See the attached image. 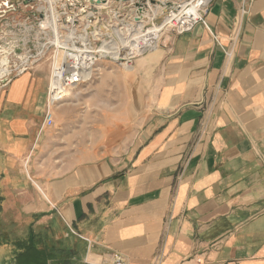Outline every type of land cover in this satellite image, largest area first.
<instances>
[{"label": "crops", "instance_id": "obj_1", "mask_svg": "<svg viewBox=\"0 0 264 264\" xmlns=\"http://www.w3.org/2000/svg\"><path fill=\"white\" fill-rule=\"evenodd\" d=\"M39 1L0 19V177L11 219L42 224L64 264L114 254L125 264H264V0H212L206 26L164 34L134 66L117 124L102 136L115 146L57 164L54 118L43 122L52 66L37 50L55 45L43 25L51 7L59 38L86 19L66 23L67 0L38 10Z\"/></svg>", "mask_w": 264, "mask_h": 264}, {"label": "rangeland", "instance_id": "obj_2", "mask_svg": "<svg viewBox=\"0 0 264 264\" xmlns=\"http://www.w3.org/2000/svg\"><path fill=\"white\" fill-rule=\"evenodd\" d=\"M46 1L48 2V0ZM174 1L178 2L179 0ZM93 2L99 3L98 1ZM115 2L110 3V6H108L109 11H115L117 5ZM45 5L46 4L40 0L36 6H32L39 10L40 6L45 7ZM164 5L165 4L162 3L159 6L158 3L149 2V7L147 5L146 11L143 10V15L137 14L139 18L134 14V11H128L126 23L125 21H120L118 26L112 23L114 26L108 27L104 26L103 22H99L100 20L97 21L102 30H97L99 35H96L95 40L92 41L90 45L92 49L98 48L100 50L101 58H98L92 67H88L84 70L85 72L88 71L93 73L90 74V78L87 80L83 79L84 81L69 90L65 97L50 104V109L54 118V131L51 134L49 152L53 153V159L56 164L60 163L64 158L75 155V153L78 154V158L79 156H81V158H89L96 154L99 157L101 154L98 152L102 151L103 148L115 146V140L108 141L102 138V136L113 130L117 124L116 120L121 111L124 90L127 88V85L132 83L135 79L133 68L142 57L152 50H155L163 35L170 31L167 29L159 31L155 42L151 46L133 55L129 59L122 58L119 61H115L106 53L103 46L107 43L109 47L107 50H112L111 48L115 47L121 51L125 49V47H123L125 43H133L136 37L144 33V30L147 31L154 25H161L165 19L160 23L164 17V13L159 7H164ZM155 6L158 8L155 9ZM96 7L98 12L92 13L96 16L100 14L102 18L106 19V15L102 13L103 11L100 7ZM28 13V15H31L32 12L28 11ZM109 14L111 15L113 13L110 12ZM55 18L54 14V19ZM111 18H113V15ZM121 18L122 17L118 19L120 20ZM37 19L43 20L39 17V14ZM120 27H123L121 30V39L126 38L125 43H121L120 36L115 34ZM77 29L79 28L77 27ZM84 29L85 24L81 26L80 31H74V29L70 30L73 32V36L67 31L65 38H59L57 27L56 31H52L51 35L48 37V41H51L55 45H43L44 40L41 41L43 46L37 50V52L40 53L39 56H41L39 62L41 66H47L48 68L52 66L51 81H54L55 84H58L59 75L53 76L54 72L58 74L57 70L61 65L64 66L63 64L66 62L67 58L64 54H71L65 49L72 47L74 36L78 34V38H80V35L84 33ZM35 30V38H41L43 34L37 32L41 30L37 26H35ZM89 33L84 36L87 40ZM106 33H108L107 36L110 37L109 39L103 37V35L100 36ZM93 34L95 35V32H93ZM54 39H56V41ZM80 39L84 41L82 35ZM57 46L62 48H57ZM115 48L113 50H115ZM67 60L69 61L68 58ZM124 64L131 66V70L123 69ZM59 87L58 85V88ZM1 182L2 179L0 177V263L64 264V262H62L63 260H58L60 259L59 256H62V253H64L62 250L58 249L60 241L56 236L54 237V235L48 236L42 233V224H37L35 227L29 228V224L26 223L27 220L25 218H20L18 220L11 219L10 215H12V211H9V207H7L8 204L5 206V199L3 197L5 190L1 187ZM51 246L54 248L52 249Z\"/></svg>", "mask_w": 264, "mask_h": 264}, {"label": "built area", "instance_id": "obj_3", "mask_svg": "<svg viewBox=\"0 0 264 264\" xmlns=\"http://www.w3.org/2000/svg\"><path fill=\"white\" fill-rule=\"evenodd\" d=\"M117 1L118 2H115L117 4L116 7L119 8L118 9L115 8L114 11L115 15L113 13L112 19L115 20L114 22L111 20L106 24L103 21L104 18H102L100 14L96 16L91 11H87L84 16L79 17V18L85 17L86 19L85 25L88 24L90 27L92 26L96 32L95 35L93 33H90L88 36V40H86L85 42L82 41L80 38H78V34H77V36H74L72 40V47L65 49L66 51H69L73 56L70 55L67 56L69 61L66 58V62L64 63L66 64V67L61 65L60 68L57 70L58 74H55L54 72L53 76L59 75L58 84H55L54 81H53L54 83L50 81V87L47 92L48 104L44 111V121H43L44 124L51 125L53 123V113L50 109V104H53L55 101H58L59 99L65 97L67 92H69V90H71L77 84L82 82L83 71L86 70L88 67H92V65L95 64L97 59L101 58L100 50L98 48L92 49L90 45L92 44V41L95 40V37L98 33L97 30H102L99 27L97 21L100 20L99 22H103V25L108 27L114 26L113 24L118 26V23L120 21H125V23L127 21L128 15L125 10L133 9V11L135 12L134 14L138 17L137 14L141 12V9H145L146 11L147 5L149 7V2L158 3L161 0H117ZM89 2H92V4L100 7L101 9L110 6L112 0H107V3L105 5H100L101 2L99 4L93 1H89ZM211 2L212 0H179L178 2H175L174 0H165L164 7H159L160 9H162L164 13V17L160 23H162V21H164L165 19V21L160 25L161 27L160 29L161 30L167 29L173 33H182L190 30L192 26L197 22H202L206 26V23L204 21V15L208 11ZM73 9L77 10L78 7L73 5ZM90 16H94V17L90 20ZM120 17L122 18L119 20L118 18ZM72 25H76V23ZM102 35L105 38L107 37V39L110 38L106 34H101L100 36ZM58 85L60 86L59 88ZM199 263L200 260L198 258H189V259L181 260L176 264H199ZM104 264H125V261L118 254H114L111 257L110 262Z\"/></svg>", "mask_w": 264, "mask_h": 264}, {"label": "bare ground", "instance_id": "obj_4", "mask_svg": "<svg viewBox=\"0 0 264 264\" xmlns=\"http://www.w3.org/2000/svg\"><path fill=\"white\" fill-rule=\"evenodd\" d=\"M48 2H49V4L51 5H53L54 4V0H48ZM100 3V2H99ZM102 3V2H101ZM100 3V5H103L104 3H102L101 4ZM165 4V1L163 0V1H160V2H158V5L160 6V4ZM157 4V3H156ZM105 5V4H104ZM43 7V6H42ZM156 8L155 9H157L158 7L157 6H155ZM117 9L119 8V7H116ZM152 8V7H151ZM51 13H52V19H50V20H48L47 22H45L43 25L45 26V27H47V28H50L52 31H56V29H57V27H56V22H55V19H54V9L51 7ZM104 10V9H103ZM143 10H145V9H141V12L139 13L140 15H143ZM45 18L44 19H46L47 18V14L45 13ZM49 15H50V13H49ZM114 15H115V13H114ZM122 22V21H121ZM99 25V24H98ZM126 26V25H125ZM132 26V25H131ZM122 28L123 27H120V28H118V31L115 33L116 35H119L120 36V39H121V30H122ZM161 27H160V25L158 26V25H154L153 27H151V28H149L147 31H145L144 30V33H141V35L140 36H138V37H136L135 38V40H134V42L133 43H125V39L126 38H122L121 40H120V42L121 43H125L124 44V46L123 47H125V49H122L121 51H120V49H116L115 47H113V48H111L112 50H107V49H109V47H108V45H107V43L105 44V46H103L104 48H105V50H106V53H108L109 55H110V57L113 59V60H115V61H119L120 59H122V58H125V59H129V58H131L133 55H135V54H137V53H140V52H142V51H144L145 49H147L149 46H151L154 42H155V39H156V37H157V35H158V33H159V31L161 30L160 29ZM137 30V29H136ZM84 33L83 34H81L82 35V37H83V39H84V41H86L87 39H86V37H84L85 35H87L89 32L90 33H93V32H96L95 31V29L91 26H89L88 24L87 25H85V29H84V31H83ZM107 32H108V30H107ZM89 33V34H90ZM103 33V32H102ZM109 33V32H108ZM108 33H106V35L108 34ZM137 33V32H136ZM59 34V33H58ZM69 34L71 35V36H73V32L72 31H69ZM81 35H80V38H81ZM97 35H99V32L97 33ZM136 35V34H135ZM89 36V35H88ZM56 37H57V35H56ZM123 37V36H122ZM135 37V36H134ZM55 41H56V39H54ZM130 42V41H129ZM57 43H58V41H57ZM59 43H60V41H59ZM62 44V43H61ZM115 48V50H113ZM64 55H66V56H68V55H70V56H73L72 54H64ZM124 59V60H125ZM127 64V63H126ZM64 66L66 67V64H64ZM131 66H128V65H123V69H126V70H131ZM91 73H93V72H91ZM90 72H85V71H83V73H82V78L84 79V80H87L88 78H90V74H91ZM83 80V81H84Z\"/></svg>", "mask_w": 264, "mask_h": 264}, {"label": "water", "instance_id": "obj_5", "mask_svg": "<svg viewBox=\"0 0 264 264\" xmlns=\"http://www.w3.org/2000/svg\"><path fill=\"white\" fill-rule=\"evenodd\" d=\"M36 1L37 0H0V19L4 18L8 12L14 11L19 2H21L24 5H27L29 3H33ZM67 1L69 2V4L67 7L68 12L66 13L65 21H66V23H72V24L76 23V19L81 17V16H84L87 11H91L94 13L98 12L97 7L94 6V4H92V2H89V1H98V2H102L104 4L107 3V0H67ZM63 2H64V0H55V3L57 5H59L60 3H63ZM97 4H99V3H97ZM73 5L77 6L78 9L74 10ZM2 6L4 8H2ZM39 17L41 19H44L45 18V12L40 10ZM93 17L94 16H90V20ZM0 34H1V32H0ZM3 62H0V64L2 65ZM6 77L7 76L5 74H3L2 71H0V83L2 82V84H5Z\"/></svg>", "mask_w": 264, "mask_h": 264}]
</instances>
